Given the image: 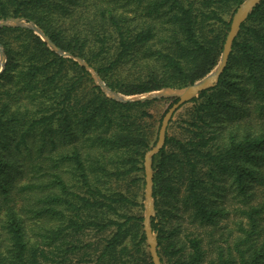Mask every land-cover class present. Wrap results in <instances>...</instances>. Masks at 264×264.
<instances>
[{"label": "trees", "instance_id": "1", "mask_svg": "<svg viewBox=\"0 0 264 264\" xmlns=\"http://www.w3.org/2000/svg\"><path fill=\"white\" fill-rule=\"evenodd\" d=\"M244 1L0 0V21L140 96L210 74ZM0 45V264H153L144 158L177 99L115 101L29 29L0 28ZM174 117L152 160L161 263L264 264V0L218 84Z\"/></svg>", "mask_w": 264, "mask_h": 264}, {"label": "water", "instance_id": "2", "mask_svg": "<svg viewBox=\"0 0 264 264\" xmlns=\"http://www.w3.org/2000/svg\"><path fill=\"white\" fill-rule=\"evenodd\" d=\"M263 0H245L242 5L239 6L235 14L233 15L230 30L227 34L223 52L221 55L220 62L218 66L207 76H205L200 81L195 82L192 85L186 86L181 89H163L159 91L150 92L140 96H124L119 93H116L110 90L105 83L101 80L98 74L92 69L85 61L80 58H74L69 53H66L59 49L39 28L35 25L23 22L19 19H5L0 21V28L4 27H20L24 29H29L34 31L37 35H39L44 42L47 43V46L57 54L66 57L73 58L77 61L81 66H84L92 75L95 83L99 86L102 91L106 94L107 97L121 102H146L152 101L155 99H163V98H175L177 102L174 103L165 113L159 133L158 139L155 146L145 154L144 158V174H145V218H144V231L146 234L147 245L149 247V253L152 258L153 264H162L161 259L158 254V243H157V235L153 232L151 227V218L155 216L154 210V200H153V169H152V160L153 157L156 156L165 146L166 136L168 127L173 120L175 114L188 102H190L193 98L198 97V95L210 88L215 87L221 75L223 74L225 68L228 65L230 55L233 49V43L238 36L241 26L246 22L249 15L253 12V10L258 6ZM6 63L5 53L0 45V74L4 70V66Z\"/></svg>", "mask_w": 264, "mask_h": 264}, {"label": "rangeland", "instance_id": "3", "mask_svg": "<svg viewBox=\"0 0 264 264\" xmlns=\"http://www.w3.org/2000/svg\"><path fill=\"white\" fill-rule=\"evenodd\" d=\"M168 105H169V103L168 102H166V101H163V102H160L158 105H157V107H156V114L159 116V115H161L162 113H164V111L166 110V108L168 107ZM181 112V111H180ZM177 114V113H176ZM175 114V115H176ZM174 119H177L176 117H174ZM143 193H144V196H143V204H145V191H143ZM225 204H226V206L228 207L229 205H228V203L227 202H225ZM144 214H145V207H144ZM225 223H229V222H225ZM182 224H183V229H184V231H186V229H192L191 228V226L187 223V221L186 222H184L183 220H182ZM185 233V232H184ZM184 233H183V235H184ZM183 235H182V237H183Z\"/></svg>", "mask_w": 264, "mask_h": 264}]
</instances>
